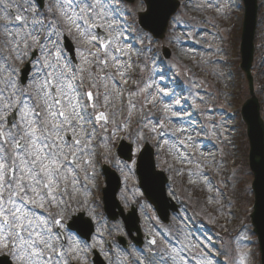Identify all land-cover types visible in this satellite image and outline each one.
Here are the masks:
<instances>
[{
    "label": "snow or ice",
    "instance_id": "obj_1",
    "mask_svg": "<svg viewBox=\"0 0 264 264\" xmlns=\"http://www.w3.org/2000/svg\"><path fill=\"white\" fill-rule=\"evenodd\" d=\"M119 19L118 0H54L46 10L44 0H0V48L10 54H0V249L7 250L11 264H71L72 258L80 259L79 245L63 230V197L69 184L79 183L81 172L85 179L93 178L88 171L94 142L124 130L116 113L110 120L101 110L111 103L109 82L117 89L118 77L126 85L137 68L124 46ZM70 36L75 49L68 48ZM29 55L32 76L20 78L8 61L23 62ZM137 89L131 95L144 93V106H155L161 89L143 81ZM124 91L119 87L118 95ZM133 108L130 100L129 117ZM164 111L172 109L164 104ZM141 123L143 128L152 123V132L164 128L146 115ZM181 131L192 142V135ZM136 138H144L142 129ZM178 142L187 147L185 140ZM53 207L60 209L55 215L49 211ZM178 243L175 255L159 254L155 264H175L177 256L180 264H212L203 243L196 242L204 253L198 258L181 255L196 244Z\"/></svg>",
    "mask_w": 264,
    "mask_h": 264
},
{
    "label": "rangeland",
    "instance_id": "obj_2",
    "mask_svg": "<svg viewBox=\"0 0 264 264\" xmlns=\"http://www.w3.org/2000/svg\"><path fill=\"white\" fill-rule=\"evenodd\" d=\"M53 2L54 0H47L45 10ZM180 2L177 12L170 18L164 40L157 42L152 41L147 34L140 31L136 24V13L143 10L141 0H135L130 5L121 4L118 1L120 19L117 22L124 30L122 40L137 68L129 73L131 79L128 84L131 87L127 91V95L124 94L126 92L118 95V88L123 85L122 82H119L118 77L117 89H112V82H109L111 103L107 109L101 110L106 111L110 120L112 114L116 113L115 121L120 124V117L127 112L128 104L126 100L130 99L135 104V108L130 117L129 113L126 114L128 116L127 127H125L127 141H131L136 149L140 148L144 141L157 146L159 157H162L164 165L171 167L170 172L173 176L177 174L178 178H183L184 180H182L187 187H195L197 182H203V177L208 180L205 186H201L205 190L204 205L205 208L213 210L220 206L218 210L216 209L218 213L214 214L215 216L219 214L218 221L215 220L210 211H197L194 201L189 205L186 204L185 200L174 199L176 203L180 204L179 206L182 207L183 211L180 208L182 212L179 214V219L173 221L174 227L170 226L163 229L168 239L178 246L177 248L173 246L166 247L163 243V247L169 251V257L175 255L179 251L178 248H181L178 241L193 244L199 241L211 252L212 257L217 256L218 259L220 258L219 264H259L255 238L250 234L251 231L247 226L248 219L246 217L251 205V194L249 193L251 176L247 167V143L244 136V126L240 124L236 117L241 104L247 99L246 81L242 73L236 68L239 61L236 46L238 44V30L242 21V10L235 8L240 7L241 2L240 0L237 2L236 0H180ZM257 5V21L260 23L262 21V25L259 26L258 24L254 35L252 75L254 77L253 87L256 88L255 95L259 102L264 105V0H257ZM213 16L216 19H213ZM228 21H233L234 25L227 24ZM220 22H223V24L221 25ZM222 27L226 34L224 43L223 40H220L223 36L221 34ZM69 39L74 48H77L78 45L75 40L71 36ZM162 45L168 47L170 51L168 60L163 59L160 54ZM227 52L230 56L228 65L226 64ZM141 54H144V57L141 58ZM75 55H77L76 52ZM6 56H9V54ZM146 56L147 58H145ZM127 58L125 57V59ZM111 71L114 73L115 70L112 69ZM158 71H164L165 75H158ZM141 81L161 89V94L156 97L157 103L155 106L151 103L147 104L146 107L144 106V93L131 95L132 92L138 91L137 84ZM171 84H177L178 90L173 92ZM85 86L87 87V81ZM101 91H104V89L102 88ZM169 95L171 99H178L179 104L163 103L162 99H166V97L170 99ZM183 99L185 105L181 103ZM164 104H168L172 112L162 110ZM174 105L175 107L176 105L180 106L181 109L177 107L174 110ZM210 106L216 107L219 111L224 110L220 112L218 117L215 116L216 120L218 119L216 122L219 124L217 128L208 124V120H210L208 117L210 116L206 117L203 113L204 109ZM232 107L235 109V116L233 119H228L225 117V111ZM143 109L147 110L145 115L153 123L159 120L164 128L157 127L156 131L152 132V123L143 128L141 123L145 116L142 114ZM174 112L177 113L176 115H180L178 119L173 118L175 116L173 115ZM192 113H194V117H192ZM261 114L264 117V110ZM222 118H225L224 123L220 121ZM122 120L125 122V117ZM234 121L236 131L228 132L229 136L227 138L234 141L232 145H235V149L230 147V151L233 152L232 155H235L234 158L228 153L224 154L223 149L219 153L217 161L219 163L216 165L208 163L206 159H198L202 149H204V152L208 149L205 158L211 154L214 157L216 156L220 140L226 139L225 136H220V133L227 132V126L233 124ZM109 128H113L111 123ZM138 129H142L143 139L138 140L136 138ZM181 129H186L192 135V142L186 140V134ZM162 132L164 135H161ZM115 136L117 138V135ZM115 136L111 137L110 140L102 139L101 142L99 140L94 142L95 155L91 157L93 166L88 171V175L93 178L85 179V174L80 173L86 183L83 184L81 181V188H77V193L81 194V201L86 206L87 214L96 216V234L103 235L101 242L100 239H95L90 247L99 248L103 252L101 255L105 260L113 264H117V262L120 264H136L137 260H140L142 264H148V260H142L140 254H134L133 256L132 251H129V254L119 251L116 244L112 246L113 250L109 252L110 249L108 250L105 247V240L121 235V227L118 223L109 224L102 215L99 213L96 215L92 212L90 202H88L91 201L92 189L95 188L94 181L99 177V169L95 165V160L98 158L97 151L101 150L104 153L102 162L111 160L112 156H110L109 149L115 140ZM179 140H185L187 147L185 148L184 145L179 144ZM187 149H192L195 152L191 171L185 169L186 165L191 162L186 156ZM229 155L234 160L227 163ZM214 157L212 159L215 162ZM177 164L180 167L179 172L175 166ZM203 168L205 171L208 170L206 172H209V174H202ZM124 169L125 165H122L121 178L124 182H127L128 188L132 187V177ZM212 173H214V177H212ZM230 184L231 188L229 187ZM216 186L219 187V190L215 189ZM121 196L128 197L129 195L124 190L121 192ZM122 201L124 204H128L131 198ZM229 201H231V205H229ZM219 221L220 223L224 222L225 225L222 227ZM145 223L146 221L142 219L144 228H146ZM209 231L212 232V235H209ZM88 248L86 244H81V250L84 249L86 253ZM194 254L197 258L204 255L199 244L181 255L193 257ZM157 258L153 257L151 259L156 261ZM169 264H172L171 260ZM175 264H180L179 256L176 257ZM212 264H216L214 258H212Z\"/></svg>",
    "mask_w": 264,
    "mask_h": 264
},
{
    "label": "water",
    "instance_id": "obj_3",
    "mask_svg": "<svg viewBox=\"0 0 264 264\" xmlns=\"http://www.w3.org/2000/svg\"><path fill=\"white\" fill-rule=\"evenodd\" d=\"M149 13L156 12L155 0H145ZM247 15L243 25L242 33V61L241 69L246 74L248 88L251 98L242 108V118L246 123V135L249 143V168L253 174L254 181L252 192L254 193V212L251 215V223L254 226V232L258 237V244L261 251V262L264 264V145L263 129L258 119L257 103L252 94V80L249 77L248 70L251 62V38L254 27V0H244ZM147 17V14H145ZM143 22V20H142ZM145 26V23H140ZM150 160V158H149ZM142 167V164L140 165Z\"/></svg>",
    "mask_w": 264,
    "mask_h": 264
},
{
    "label": "flooded vegetation",
    "instance_id": "obj_4",
    "mask_svg": "<svg viewBox=\"0 0 264 264\" xmlns=\"http://www.w3.org/2000/svg\"><path fill=\"white\" fill-rule=\"evenodd\" d=\"M3 252H4V249H0V254H3Z\"/></svg>",
    "mask_w": 264,
    "mask_h": 264
}]
</instances>
